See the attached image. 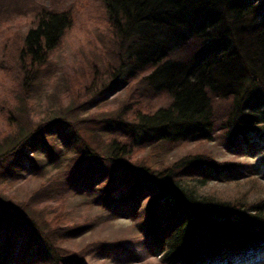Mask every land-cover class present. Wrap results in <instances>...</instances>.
<instances>
[{
    "label": "trees",
    "instance_id": "16d2710c",
    "mask_svg": "<svg viewBox=\"0 0 264 264\" xmlns=\"http://www.w3.org/2000/svg\"><path fill=\"white\" fill-rule=\"evenodd\" d=\"M99 4L113 35L125 39L138 34L123 62L127 99L108 111L115 118L97 122L91 140L51 115L38 129L23 132L14 107L0 101V114L11 130L0 132V146L12 145L0 155L3 182L12 187L23 178L31 182L34 169L42 172L26 201L0 197V264H89L83 259L98 248L107 264H122L121 251L125 264L158 255L157 264H264V192L255 191L264 184V172H259L264 161L257 166L219 161L207 148L221 137L229 151L242 145L252 154L264 151V0ZM42 7L33 13L34 25L11 42L15 86L22 95L16 99L25 106L42 67L79 15L71 1ZM187 26L190 39L184 33ZM159 30L170 34L162 36ZM179 33L184 34L179 42L190 40L195 46L186 59L172 55ZM97 81L94 66L82 95L91 94ZM138 87L151 98L143 100L134 92ZM115 93L120 99V92ZM143 132L157 134L141 140ZM175 149L183 150L167 162L165 156ZM96 162L134 176V185L94 171ZM46 167L54 170L48 180L43 179ZM140 175L149 185L140 187ZM210 182L246 189L228 198L202 193ZM78 196L87 199L83 215L70 203ZM119 203L129 207L118 212ZM92 207L99 212L93 218L87 211ZM121 214L131 221L141 218L137 241L145 247L142 258L125 239H94L74 251L62 247Z\"/></svg>",
    "mask_w": 264,
    "mask_h": 264
},
{
    "label": "rangeland",
    "instance_id": "374dc122",
    "mask_svg": "<svg viewBox=\"0 0 264 264\" xmlns=\"http://www.w3.org/2000/svg\"><path fill=\"white\" fill-rule=\"evenodd\" d=\"M64 0H0V101L6 99L14 107V114L19 121V128L23 132L38 129L44 120H49V116H58L64 122H70L77 127L79 137L89 138L92 136L97 122L103 118H115V115L109 113L111 108L127 99L125 93V77L127 68L123 64L127 56L128 45L132 43L133 38L138 35L128 36L122 39L119 36L113 35L106 26L99 0H66L71 1L74 5V10H79V15L71 29L65 32L62 37V42L50 55L48 61L42 67L38 81L35 83L34 90L31 91L30 106H25L23 100L17 101V97L21 96L16 89L15 79V64L13 58L12 40L25 35L27 30L32 27L33 13L44 9L42 6L48 3L60 5ZM263 1V0H262ZM43 2V3H41ZM10 5V6H9ZM8 6V7H7ZM191 27V26H189ZM184 27L186 38L191 34V28ZM168 31L159 30L162 36ZM170 34V33H169ZM183 33L176 35L174 43H178L179 47L172 50L173 57L186 59L192 53L195 46L189 43L190 40L179 42L182 39ZM160 36V35H159ZM178 41V42H177ZM173 43V44H174ZM96 67L98 81L95 84L93 91L88 96L82 95V89L90 81V75ZM134 92L140 94L143 100L151 98V93L142 87H138ZM78 90V94H76ZM115 91L120 92V99H115ZM79 100H78V98ZM62 104V108L59 105ZM106 104V105H105ZM109 106V109L106 107ZM30 107V108H29ZM107 111V112H106ZM14 129V128H13ZM6 131L11 133L5 120L0 114V132ZM12 134H15L12 132ZM126 134V133H122ZM157 134L156 132L139 133L138 138L141 140H149ZM12 139V137H11ZM10 141L13 143V141ZM91 140V139H90ZM94 146V142H92ZM12 145L9 143L0 146V155L10 149ZM207 148L211 151L215 159L219 161L230 160L234 162H245L251 166H257L258 163L264 161V151L258 153L248 151L244 145L240 146L237 151H229L225 146L224 139L216 138L207 144ZM248 148V147H247ZM183 149H175L168 152L165 156L167 162L173 161V158ZM256 153V154H255ZM255 154V155H254ZM25 165H27L24 159ZM94 171L100 173H111L115 179L129 180L131 185H134L135 177L123 174L120 170H114L107 163L96 162L92 164ZM47 172L43 179L48 180L53 177L54 170L52 167H46ZM114 171V172H113ZM35 175L31 178V182L21 180L12 187L3 182L2 173L0 171V197L3 201L22 202L32 193V190L40 182L42 172L34 169ZM259 172H264V164ZM261 175V174H260ZM144 177L140 175L138 184L140 187L149 185L144 183ZM142 184V185H141ZM241 185V186H240ZM262 187L256 188V192H264V184ZM242 189H246L242 184L236 183H215L210 182L201 189L202 193L215 194L216 196L228 198L238 194ZM87 199L83 197H75L70 200V203L76 207V212L79 215L85 214L84 202ZM122 203V202H121ZM15 204V203H14ZM127 209L129 204H117L115 210L120 212L122 208ZM90 214L95 216L98 210L92 207L87 209ZM124 214V213H123ZM121 214V218L113 219L102 224H95L93 228L85 231L81 236L62 245L68 250H77L79 247L87 245L94 239L97 240H126L125 245L132 248L136 257L142 258L145 247L139 240L142 234L143 224L141 218L130 220ZM165 217L166 213L160 214ZM93 223V222H92ZM96 223V221H94ZM137 238L130 241L132 238ZM129 239V240H128ZM130 241V242H129ZM124 245V246H125ZM95 250L93 255L83 259L89 264H107L101 259V254ZM101 252V250H100ZM124 253L121 251L118 255L119 261L124 262ZM159 255L152 258H145L141 264H157Z\"/></svg>",
    "mask_w": 264,
    "mask_h": 264
}]
</instances>
